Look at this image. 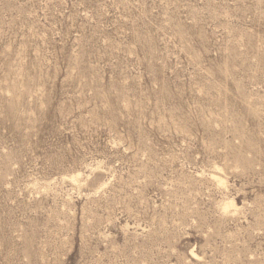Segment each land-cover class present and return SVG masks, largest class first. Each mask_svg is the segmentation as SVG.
<instances>
[{
    "label": "rangeland",
    "instance_id": "obj_1",
    "mask_svg": "<svg viewBox=\"0 0 264 264\" xmlns=\"http://www.w3.org/2000/svg\"><path fill=\"white\" fill-rule=\"evenodd\" d=\"M0 264H264V0H0Z\"/></svg>",
    "mask_w": 264,
    "mask_h": 264
},
{
    "label": "bare ground",
    "instance_id": "obj_2",
    "mask_svg": "<svg viewBox=\"0 0 264 264\" xmlns=\"http://www.w3.org/2000/svg\"><path fill=\"white\" fill-rule=\"evenodd\" d=\"M212 178L216 181H218L221 184H224L222 176L220 174H213ZM74 182H80V179L78 176L73 177ZM224 207L227 209V214H234L239 211V208L237 207L236 203L234 200H230L229 202L224 205ZM193 257H198L196 253L191 254Z\"/></svg>",
    "mask_w": 264,
    "mask_h": 264
},
{
    "label": "clouds",
    "instance_id": "obj_3",
    "mask_svg": "<svg viewBox=\"0 0 264 264\" xmlns=\"http://www.w3.org/2000/svg\"><path fill=\"white\" fill-rule=\"evenodd\" d=\"M218 208L222 212V214H226L227 209L223 206V204H218Z\"/></svg>",
    "mask_w": 264,
    "mask_h": 264
}]
</instances>
